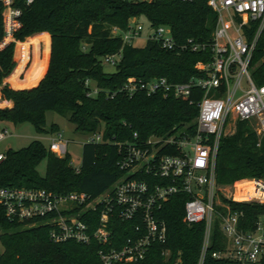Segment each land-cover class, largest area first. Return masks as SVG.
<instances>
[{
	"label": "trees",
	"instance_id": "obj_1",
	"mask_svg": "<svg viewBox=\"0 0 264 264\" xmlns=\"http://www.w3.org/2000/svg\"><path fill=\"white\" fill-rule=\"evenodd\" d=\"M13 6L20 10V26L13 32V38L22 41L27 36L46 32L49 54L48 37H37L29 43L36 48L43 43V58L39 64L32 63L24 83H34L45 72L34 86L12 89L2 84L15 65L12 43L0 49V99L11 102L10 107L0 108V120L12 124L28 122L34 132L42 133L43 113L52 111L72 123L73 132L100 133L102 141L81 144L77 171L70 163L68 152L57 157L37 139L19 148H6L0 161V186L38 188L61 194L79 192L93 198L121 175L116 161L123 144H142L149 137L159 138L161 144L168 137L194 131L196 106L189 104V99L147 96L141 92L127 96L120 88L127 78L163 76L170 81H185L196 75L194 64L205 60L207 50L169 51L149 40L140 47L122 44L110 30L111 27L124 29L128 19L143 17L150 27L167 25L177 43L188 38L205 43L215 23V14L205 0H32L29 4L13 0ZM2 35L0 13V40ZM118 50L120 58L114 70L104 72L99 57ZM22 61L23 57L19 65ZM20 67L11 75L15 87L21 83L17 80ZM248 71L254 84L264 85V29L254 44ZM85 80L94 83L97 90L94 95H87L89 88L84 85ZM48 129L53 133L58 127L51 123ZM160 151L165 152V146ZM43 160L44 171L39 174L36 167ZM252 177L264 179V137L258 140L246 122L237 121L230 133L219 139L214 180L224 187ZM184 199V195L177 194L160 205L156 215L165 223V242L151 244L143 259L128 264L196 263L203 223L187 226L181 221ZM219 200L230 210L241 213L238 227L244 231L253 230L257 218L264 214V204L235 202L220 194ZM216 209L224 213V208ZM113 222L114 239L122 240L130 235L132 221ZM47 233V226L42 224L7 221L0 206V264L99 263L97 241L55 243L48 239ZM224 243L216 215L203 263L222 264L221 260L211 258L209 252ZM162 249L168 250L167 255H162Z\"/></svg>",
	"mask_w": 264,
	"mask_h": 264
},
{
	"label": "built area",
	"instance_id": "obj_2",
	"mask_svg": "<svg viewBox=\"0 0 264 264\" xmlns=\"http://www.w3.org/2000/svg\"><path fill=\"white\" fill-rule=\"evenodd\" d=\"M31 2L24 0L25 4ZM205 3L215 14L209 41L200 43L188 38L177 43L170 28L162 24L148 26L145 35V41L169 51L207 50L205 60L194 64L196 75L185 81H170L163 76L127 78L120 88L127 96L141 92L147 96L189 99V104L196 106L194 131L168 137L161 144L159 138L154 141L155 137L142 144H123L116 161L121 175L93 198L79 192L61 194L0 186V206L7 221L45 225L48 239L55 243L86 244L95 240L100 245L98 264H128L143 259L151 244L165 242L166 226L156 212L164 201L182 194L185 199L181 221L187 226L203 223L195 264H204L216 215L225 243L210 251L209 256L222 264H264V214L257 218L253 230L240 229L241 213L220 202L221 188L214 180L218 143L227 127L233 129L237 121H244L258 140L264 137V85L254 84L248 71L254 44L264 29V0H205ZM0 4L2 30L19 25L20 10L13 6V0H0ZM142 30V25L130 18L124 29L111 27L110 33L118 36L122 44H132ZM119 58L118 50L101 56L100 62L115 65ZM84 85L89 88L87 95L96 93L87 80ZM7 135V129L0 128V141ZM101 141L100 133L84 139L87 143ZM66 146L67 140L56 133L49 138L46 148L62 157L67 152ZM162 146L165 152L160 151ZM3 158L0 152V161ZM78 166L72 167L77 171ZM248 182L244 187L246 195L227 199L264 204V179ZM216 207L224 208V213L220 214ZM115 219L132 221L130 235L122 240L114 239L112 234ZM161 253L167 255L168 250L162 249Z\"/></svg>",
	"mask_w": 264,
	"mask_h": 264
},
{
	"label": "rangeland",
	"instance_id": "obj_3",
	"mask_svg": "<svg viewBox=\"0 0 264 264\" xmlns=\"http://www.w3.org/2000/svg\"><path fill=\"white\" fill-rule=\"evenodd\" d=\"M137 20V19H136ZM143 27V30L141 32V35L139 38L134 39L132 41L133 46H143L145 42V35L148 31V24L147 21L143 17H139L137 20ZM19 25H14L13 27L9 28L7 31L6 29L3 30V37L0 41V49L3 48L5 45L12 43V58L15 63L12 71L9 75H7L2 80V84L8 85L12 89L15 86L13 85V81L11 80V75L15 72L17 67L21 66L24 69L28 68L32 63L36 62L39 64L40 60H42V48L38 47L35 48L32 44L28 45L29 43L33 42L37 37L43 38L47 37L46 34H41V32L35 33L33 35L27 36L22 41L15 40L13 38V32L19 28ZM46 33V32H45ZM49 37V36H48ZM28 45L26 52L23 53V50ZM49 54V52H48ZM23 57L22 65L20 64V61ZM100 60V57H99ZM48 61V60H47ZM102 65V70L106 73L112 72L114 70V65H111L109 63H103L100 62ZM20 67V69H21ZM19 75V71L17 72V77ZM87 84L89 87H94V83L91 80H87ZM1 100V99H0ZM0 108H6L3 106V104L0 103ZM44 118V132L42 133H36L34 132L32 126L28 122H22V123H16L12 124L5 120H0V127L2 126H10L11 128H7L8 135L0 141V152L3 153V148H19L24 145H26L30 140L38 139L40 138L42 142H44V145H47L49 138H52L56 133H59L62 138L67 140V146L66 150L69 152V158L72 166H77L80 162V148L81 144L84 142L85 137L88 135H83L78 132H73V124L68 122L65 117H62L52 111H45L43 113ZM51 123H55L58 126V130L56 132H49L48 126ZM231 131L230 128L225 129V135L229 134ZM50 136V137H49ZM49 137V138H48ZM153 137H151L152 139ZM154 141H156V138H153ZM162 143V142H161ZM37 171L39 174H43L44 171V160L41 161L37 167ZM251 179L254 178H245V179H239L235 184H232L231 187L227 188H221L220 193L225 198H232L236 195H246L244 191V187L249 183ZM239 189V191H238ZM249 193H251V190H249Z\"/></svg>",
	"mask_w": 264,
	"mask_h": 264
},
{
	"label": "crops",
	"instance_id": "obj_4",
	"mask_svg": "<svg viewBox=\"0 0 264 264\" xmlns=\"http://www.w3.org/2000/svg\"><path fill=\"white\" fill-rule=\"evenodd\" d=\"M41 34H46L47 35V37H48V34L47 33H45V32H41ZM35 47V46H34ZM38 47H40V48H43V43L42 42H40L39 44H38ZM36 48V47H35ZM48 52H49V37H48ZM48 60V59H47ZM46 66H47V63H46ZM30 67H31V65L28 67V68H23V67H21V69H19V75H18V77H17V80L19 81V82H21L20 83V85L19 86H16V87H14V88H17V89H22V88H30V87H32V86H34L37 82H38V80L42 77V75L44 74V72H45V70H44V72H43V74L34 82V83H31V84H26V83H24L26 80H25V78L28 76V73H29V70H30ZM34 68H37V64L35 65V67ZM45 69H46V67H45ZM0 103L1 104H3V106H5V107H10L11 106V102L9 101V100H0ZM11 128L10 126H2V127H0V128ZM58 127V126H57ZM50 137V136H49ZM48 137V138H49ZM38 141H40L43 145H44V142H42L41 141V139L40 138H38L37 139ZM47 144V143H46ZM44 146H46V145H44ZM6 148H3V150L2 151H4ZM80 150H81V148H80ZM68 152V151H67ZM69 153V152H68ZM220 187V186H219ZM230 186H224V187H220V188H229Z\"/></svg>",
	"mask_w": 264,
	"mask_h": 264
}]
</instances>
